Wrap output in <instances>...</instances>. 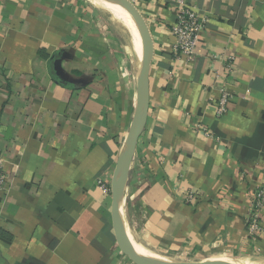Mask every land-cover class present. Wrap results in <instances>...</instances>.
<instances>
[{
  "label": "crops",
  "instance_id": "0c3cea01",
  "mask_svg": "<svg viewBox=\"0 0 264 264\" xmlns=\"http://www.w3.org/2000/svg\"><path fill=\"white\" fill-rule=\"evenodd\" d=\"M131 1L155 50L122 199L129 242L264 264V232L250 236L247 222L264 186V0H186L208 20L190 60L175 51V1ZM114 24L85 0H0V151L10 183L0 190V264H135L99 184L112 186L127 144L141 66ZM223 86L233 100L218 117ZM188 191L199 198L186 202Z\"/></svg>",
  "mask_w": 264,
  "mask_h": 264
},
{
  "label": "water",
  "instance_id": "95a60500",
  "mask_svg": "<svg viewBox=\"0 0 264 264\" xmlns=\"http://www.w3.org/2000/svg\"><path fill=\"white\" fill-rule=\"evenodd\" d=\"M122 5L140 28L144 43V56L141 60L140 74L138 78L137 106L130 130L129 138L124 151L116 167L112 186V215L118 246L121 252L129 257L135 264H230L221 260H206L198 263H180L162 258H157L140 253L128 240L124 227V213L122 199L126 183L129 179L130 169L140 137L144 132V126L148 110V86L150 68L154 57V40L144 16L131 0H115Z\"/></svg>",
  "mask_w": 264,
  "mask_h": 264
},
{
  "label": "built area",
  "instance_id": "2783aa9c",
  "mask_svg": "<svg viewBox=\"0 0 264 264\" xmlns=\"http://www.w3.org/2000/svg\"><path fill=\"white\" fill-rule=\"evenodd\" d=\"M177 5V23L172 28V34L176 38L175 51L180 56L192 59L195 55V50L198 46L199 38L206 27L208 20L202 16L195 8L190 6L186 0H174ZM220 75L219 73H217ZM220 99L218 100V117H222L228 111V107L233 100L232 94L223 86L220 89ZM195 132L202 134L207 139L214 138L211 130L205 126L198 125ZM5 155L0 151V190L7 191L10 187L9 178L4 171ZM99 184L104 190L111 194V187L107 181H100ZM197 192L188 191L185 193V201L188 203L195 202L198 197ZM264 209V186L260 188L253 201L251 212L248 216V229L250 236H255L258 233L264 232L262 228L260 217Z\"/></svg>",
  "mask_w": 264,
  "mask_h": 264
},
{
  "label": "bare ground",
  "instance_id": "6f19581e",
  "mask_svg": "<svg viewBox=\"0 0 264 264\" xmlns=\"http://www.w3.org/2000/svg\"><path fill=\"white\" fill-rule=\"evenodd\" d=\"M93 1L97 5L107 10L119 23H121L124 27H126L130 31L132 39L135 42L138 59L142 60L144 56V43L140 32V28L137 25V23L132 19V17L128 14L127 10L115 0H93ZM136 249L142 254L160 258L152 253L144 252L139 248Z\"/></svg>",
  "mask_w": 264,
  "mask_h": 264
},
{
  "label": "rangeland",
  "instance_id": "374dc122",
  "mask_svg": "<svg viewBox=\"0 0 264 264\" xmlns=\"http://www.w3.org/2000/svg\"><path fill=\"white\" fill-rule=\"evenodd\" d=\"M85 1H87L88 4H92L96 9H99L101 12H103L110 21L115 23L114 24L115 27H117L119 30H122L123 32H125V34L127 35L128 39H129V42L131 43V49H132L133 55H135L137 57V55L135 53V50H134L133 39H132L130 31L126 27H124L121 23H119L107 10H105L101 6H99L96 3H94L93 0H85ZM151 253L156 255V256H158V257H160V258H162V259H164V260H169V261H174V262H180V263H198V262H202V261H198L197 259H195V260L187 259L186 258L187 256L177 255V254L169 253V252H161V253L160 252H151ZM127 258H129V257H127ZM216 261H218V260H216Z\"/></svg>",
  "mask_w": 264,
  "mask_h": 264
}]
</instances>
